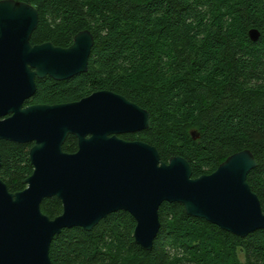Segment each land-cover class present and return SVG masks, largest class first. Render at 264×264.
<instances>
[{
    "label": "trees",
    "instance_id": "obj_1",
    "mask_svg": "<svg viewBox=\"0 0 264 264\" xmlns=\"http://www.w3.org/2000/svg\"><path fill=\"white\" fill-rule=\"evenodd\" d=\"M2 1V0H0ZM39 13L32 45L68 48L89 30L95 43L86 73L66 81L37 79L30 105L79 101L108 90L147 110V130L120 135L157 148L161 159H186L193 177L214 173L230 156L249 150L257 167L247 178L264 211V0H17ZM260 38L252 41L249 31ZM191 132L200 138L193 140ZM31 144L0 140V179L11 193L26 189L34 171ZM63 149L77 152L69 136ZM51 219L63 212L45 199ZM151 250L134 238L125 211L93 230L64 229L50 248L53 264H264V230L240 238L163 203Z\"/></svg>",
    "mask_w": 264,
    "mask_h": 264
},
{
    "label": "water",
    "instance_id": "obj_2",
    "mask_svg": "<svg viewBox=\"0 0 264 264\" xmlns=\"http://www.w3.org/2000/svg\"><path fill=\"white\" fill-rule=\"evenodd\" d=\"M38 23L31 4L0 1V140L31 144L34 168L18 193L0 179V264H53L55 236L71 228L89 232L119 211L134 217L136 243L151 250L163 203L182 204L187 215L240 238L264 230L260 199L247 181L257 167L251 151L238 152L214 173L194 178L183 157L166 163L156 147L119 137L151 124L150 113L124 96L104 90L76 102L25 106L37 91V79L66 81L86 73L95 43L84 30L68 48L32 45ZM249 36L257 41L260 32L252 29ZM69 136L78 143L72 154L63 149ZM191 136L200 138L196 132ZM50 198L63 205L54 219L41 210Z\"/></svg>",
    "mask_w": 264,
    "mask_h": 264
}]
</instances>
